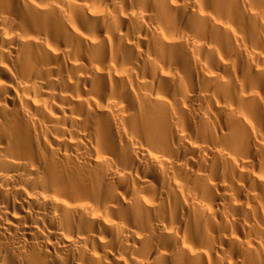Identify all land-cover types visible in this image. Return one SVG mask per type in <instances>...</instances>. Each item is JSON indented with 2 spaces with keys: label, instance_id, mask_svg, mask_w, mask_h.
Masks as SVG:
<instances>
[{
  "label": "bare ground",
  "instance_id": "1",
  "mask_svg": "<svg viewBox=\"0 0 264 264\" xmlns=\"http://www.w3.org/2000/svg\"><path fill=\"white\" fill-rule=\"evenodd\" d=\"M0 264H264V0H0Z\"/></svg>",
  "mask_w": 264,
  "mask_h": 264
}]
</instances>
